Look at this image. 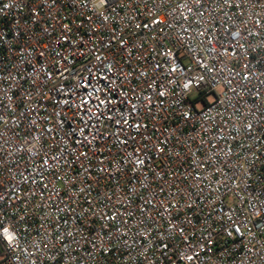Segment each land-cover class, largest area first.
<instances>
[{
	"label": "built area",
	"instance_id": "2783aa9c",
	"mask_svg": "<svg viewBox=\"0 0 264 264\" xmlns=\"http://www.w3.org/2000/svg\"><path fill=\"white\" fill-rule=\"evenodd\" d=\"M0 264H264V0H0Z\"/></svg>",
	"mask_w": 264,
	"mask_h": 264
}]
</instances>
